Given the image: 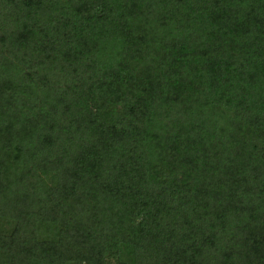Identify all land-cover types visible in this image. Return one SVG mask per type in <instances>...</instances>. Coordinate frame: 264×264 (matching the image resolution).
Returning <instances> with one entry per match:
<instances>
[{"label":"trees","instance_id":"16d2710c","mask_svg":"<svg viewBox=\"0 0 264 264\" xmlns=\"http://www.w3.org/2000/svg\"><path fill=\"white\" fill-rule=\"evenodd\" d=\"M0 264H264V0H0Z\"/></svg>","mask_w":264,"mask_h":264}]
</instances>
